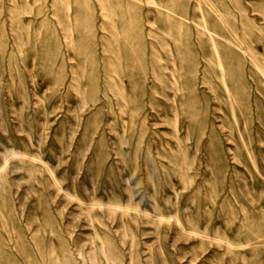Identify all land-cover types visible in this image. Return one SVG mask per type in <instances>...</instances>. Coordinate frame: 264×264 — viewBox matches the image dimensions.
I'll use <instances>...</instances> for the list:
<instances>
[{
  "label": "rangeland",
  "instance_id": "1",
  "mask_svg": "<svg viewBox=\"0 0 264 264\" xmlns=\"http://www.w3.org/2000/svg\"><path fill=\"white\" fill-rule=\"evenodd\" d=\"M0 264H264V0H0Z\"/></svg>",
  "mask_w": 264,
  "mask_h": 264
}]
</instances>
